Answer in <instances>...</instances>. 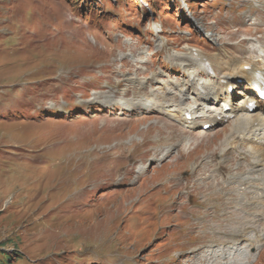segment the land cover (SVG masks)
<instances>
[{"label":"rangeland","instance_id":"374dc122","mask_svg":"<svg viewBox=\"0 0 264 264\" xmlns=\"http://www.w3.org/2000/svg\"><path fill=\"white\" fill-rule=\"evenodd\" d=\"M185 3L0 0V257L13 251L12 264H198L194 258L212 248L206 243L192 249L196 237L186 229V206L177 208V191L169 183L177 174L183 182L192 178L188 165L196 155L182 168L166 165L135 180L125 169L130 158L149 168L155 165L147 152L153 147L149 132H156L149 125L153 119L112 129L114 119L128 122L143 115L84 107L106 90L97 72L108 69L101 65L153 69L160 73L153 85L159 89L170 80L184 82L190 48L207 59L223 53L215 40L223 34L216 35L215 27L237 28L234 41L245 40L246 56L264 63V42L259 40L264 30L254 35L252 25L243 23L259 7L257 0ZM219 16L236 18L223 27L215 24ZM211 84L218 86L217 79ZM238 84L215 107L228 100L235 107L245 87V82ZM232 121L184 130L211 139ZM231 146L237 150L222 146L216 157L231 199L222 215L223 229L214 232V249L248 221L264 228V199L259 211L252 208L257 201L253 191L264 188V167L263 172L251 171L259 147L236 137ZM117 176L124 178L121 184L113 182ZM191 202L196 204L197 196ZM258 243L256 258L259 252L261 256L255 264H264V238Z\"/></svg>","mask_w":264,"mask_h":264},{"label":"bare ground","instance_id":"6f19581e","mask_svg":"<svg viewBox=\"0 0 264 264\" xmlns=\"http://www.w3.org/2000/svg\"><path fill=\"white\" fill-rule=\"evenodd\" d=\"M257 2L259 7L243 17V23L252 25L251 31L254 35L264 30V0H257ZM219 17L215 24H222L223 27L236 18V16ZM215 29L216 35L223 34L215 37V40L219 41L223 47V53L218 59L213 57L206 59L197 50L190 49L186 54L188 64L184 65L190 64L191 66L184 71L187 74L184 82L178 83L170 80L162 83L159 89L153 85L160 73L153 69L149 72L135 65L125 70L126 66L123 69L122 64L120 68L108 65L99 66L108 69L97 72L105 80L106 90L103 94L90 99L84 107L88 111L104 107L117 115H125L126 112L143 115L130 119L128 122L114 119L110 121L113 124L112 129L128 126L130 122L153 119L149 125L156 130V134L149 137L148 142L152 143L153 147L147 152L152 153L150 160L154 161L155 165L150 169L147 164L134 162L130 158L125 169L135 174V180H140V177L150 170L153 172L166 165L182 168L196 155L189 163V166H192L190 173L192 178H187L183 182L179 175H174L175 177L169 180L171 188L177 191L178 207L186 206L187 228L196 237L195 246L207 243L204 246L212 247L205 254L203 252L199 257L196 256L194 261L198 264H214L219 259L221 264H252L255 254H252L249 248L257 249L258 242L264 238V228L258 230L255 220L248 221L242 228L235 230L234 238L226 241V244L216 249L213 248V244L217 242L214 232L223 229L225 218L222 215L228 213L227 209L231 199L229 197L231 189L224 185L228 181L227 176L218 170L223 166L220 160H216V157L224 151L222 146L228 147L227 149L232 148L230 145L235 137L242 142L253 141L259 150L253 160L251 171L263 172L264 108L257 104L255 109L260 108L262 112L254 115V110H249L247 103L253 99L254 84L261 79L264 81V64L260 60L246 56L245 40L234 41L240 33L237 28L228 27L219 30L215 27ZM210 30L213 28L210 27ZM259 40L264 42V37H260ZM249 51L255 52L254 49ZM238 54L241 55L238 56ZM204 62H210V66L216 67L213 75L207 76L206 69L203 67ZM194 66L197 69L195 72L192 71ZM200 75H203L202 80L197 81L196 77ZM215 79L218 81V86L211 84V81ZM238 82H245V87L242 92L238 93L240 98L237 105L234 107L228 100V102L222 101L219 107H215L222 100L223 94L227 93L230 87L238 86ZM228 97L233 100V95ZM225 107H228V110ZM235 112L239 114H234ZM149 113L151 115L147 116ZM188 114L191 119H187ZM229 119L233 120L232 125L229 128L216 130L211 139L207 138L206 133L188 132L186 134L184 130L199 124H209L210 127H214ZM217 135L221 136L216 138ZM207 141L217 146L214 149L203 148L207 146ZM201 156H203L202 160ZM123 180L124 178L117 176L113 182L121 184ZM130 189L133 188L125 189L124 192ZM227 190L230 191L227 192ZM253 193L257 201L252 204V208L257 212L262 207L261 199H264V188L257 192L253 191ZM193 196H197L196 204L191 202ZM230 231H232L231 228ZM253 231L255 235H249ZM242 241L244 245L239 247ZM184 245H189V243L185 242ZM260 256L261 253L258 259Z\"/></svg>","mask_w":264,"mask_h":264},{"label":"trees","instance_id":"16d2710c","mask_svg":"<svg viewBox=\"0 0 264 264\" xmlns=\"http://www.w3.org/2000/svg\"><path fill=\"white\" fill-rule=\"evenodd\" d=\"M13 251L10 253V252H5L4 256L0 257V264H12V261L14 260L13 258ZM18 259H22V258H19Z\"/></svg>","mask_w":264,"mask_h":264}]
</instances>
